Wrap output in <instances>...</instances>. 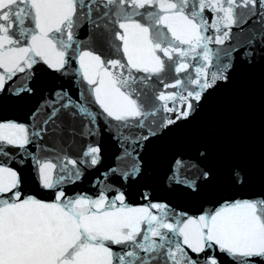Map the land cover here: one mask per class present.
I'll use <instances>...</instances> for the list:
<instances>
[{
  "label": "snow or ice",
  "instance_id": "snow-or-ice-1",
  "mask_svg": "<svg viewBox=\"0 0 264 264\" xmlns=\"http://www.w3.org/2000/svg\"><path fill=\"white\" fill-rule=\"evenodd\" d=\"M0 264H264V0H0Z\"/></svg>",
  "mask_w": 264,
  "mask_h": 264
},
{
  "label": "water",
  "instance_id": "water-1",
  "mask_svg": "<svg viewBox=\"0 0 264 264\" xmlns=\"http://www.w3.org/2000/svg\"><path fill=\"white\" fill-rule=\"evenodd\" d=\"M25 111L26 109L24 106H17L15 109V115L23 117ZM233 111L234 106L230 99L228 97H220L214 101L212 109L202 115L201 121H209L215 118L225 120L227 126L224 130L223 136L225 141L229 144L242 145L248 142L258 144L260 137L258 118H252L249 114H245V122L239 120L233 121ZM163 151V149H158L156 151L157 158L163 153ZM84 186H88L87 179H85Z\"/></svg>",
  "mask_w": 264,
  "mask_h": 264
}]
</instances>
